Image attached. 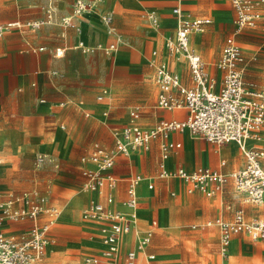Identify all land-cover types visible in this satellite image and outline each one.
Wrapping results in <instances>:
<instances>
[{"label": "crops", "instance_id": "crops-1", "mask_svg": "<svg viewBox=\"0 0 264 264\" xmlns=\"http://www.w3.org/2000/svg\"><path fill=\"white\" fill-rule=\"evenodd\" d=\"M58 1L59 0H15L20 8H26L28 10H18L17 14L21 12V15H17L6 21L0 20L3 24L13 21L25 23L44 19L45 9L47 7H51L54 12L53 23L43 24L37 30H13L0 39V166L4 163V159L9 156L17 158V161H28L33 155L40 152H45L49 155L55 152L59 156L58 159L62 160L58 165L59 171L52 174V176L46 177L44 180L55 184V192H53L51 186H48L44 193H40L36 188L26 192L35 191L39 195L46 197L47 205L57 210V216L51 226L48 236V243L50 244L45 248L44 253L49 247L54 246V242L57 238L54 233L57 226L59 209L68 204L69 197L73 192L71 188L83 186L87 182V178L83 174L84 171L96 170L92 163H84L79 160H67V134L65 133L66 126L63 122H59L57 130L54 132H43L44 125L49 123L54 125L60 118L80 119L77 113H81L85 118L91 117L92 120H97L100 112H102L103 117L108 121L118 119L116 116L109 117V109L103 110L104 105L102 103L110 97V93L105 89L113 87L112 82L105 87L102 84V78L107 72L103 64L104 59L99 62V76H96L90 68H85L83 65V59L90 58L91 54H84L82 50L78 48V44L82 43L85 46L93 47L100 44L106 46L115 42V37L106 34L105 27L101 22L102 15L110 14L112 16V25L115 29V34L119 36L120 40L118 42L117 51L105 55L112 58L119 52L118 49L120 50L121 48L119 57L121 60L123 59L125 61L115 64L123 68L124 74L132 83L131 86H128L126 82H123L120 86V88L127 90V92L118 96L122 104V109L124 108L125 110L129 107V104L139 100L136 99L138 94L146 88V74H142L139 66V62H141L140 52L145 45L143 42L144 38L142 37H155L159 31L168 33V37L162 42L163 47L158 54L160 56L164 54L165 41L173 35L177 25L176 18L171 14V8L174 5L172 0H102L93 9L98 13L97 19L91 17V12H93L91 11L83 14L79 21H77L81 28V33L77 35L73 27H63L59 23L61 18L71 14V4L73 0ZM180 7L193 18H207L211 21L204 33L190 36V45L198 54H202L199 55L208 72L211 76L218 79L219 73L215 65L220 58L224 46V44L221 46L219 34L215 53L218 58L212 63H208L204 61V59L208 60V51L213 45V34L219 30L223 32L227 27H231L228 31L233 32V18H235V14L229 1L181 0ZM148 14H154L157 18V27L152 26L149 18H147ZM149 29L153 30V32L151 33ZM251 30L264 34V9L261 11V17L255 28ZM244 39L247 40V38ZM155 42L157 43L156 46L153 45ZM196 45L197 48H194ZM150 46V43L147 44V48H150ZM157 46L158 42L154 40L152 42V47L155 48ZM56 50H63L62 55L56 57ZM169 61L172 64V69L179 74L181 82L186 86H190L191 83L183 60H181L182 62L179 60ZM248 63L249 62L246 58L244 59L243 56L242 69L247 72L249 69L250 72L247 73V75L249 80H251L252 78L250 79V77H258L259 75L255 70L246 67ZM52 72H55L56 75H51ZM153 76L154 73L152 75V83H154ZM253 86L257 89H264V86L261 88H258L256 84H253ZM95 93L97 94L94 96L93 100L92 96ZM102 93L106 94L101 101H98L97 97L101 96ZM156 97L153 107L156 111L152 113V118H147L150 120L149 126H141L140 118L142 111L139 106H135L128 112L123 122L104 123L103 127L106 131L108 130L109 133L107 134L102 131L101 135L103 141L99 140L92 142L85 156L90 153L94 144H98L106 150L112 149L113 136L111 137V141L108 137L112 135V131L129 122L130 112L135 109H138L140 114L139 117L134 120V124L142 128H150L161 120H182L184 118L185 112L157 109L155 107ZM57 109H72L73 111L67 113L61 111L58 113ZM105 114H107V116H105ZM81 121L82 123L80 122V124H85L86 126L85 120ZM57 131H61L62 134L58 135ZM56 138L59 140H55L52 148H48V145ZM169 139L180 143L181 148L173 152L165 161V169L168 171L176 168H183L185 171L191 172L197 168H209L222 174L229 175L231 172L244 165L243 154L234 144L229 143L218 147L204 140L194 138L187 131L172 133L169 135ZM42 140H45V142L40 145V141ZM160 142V139L154 140L148 152L141 153L134 151L130 152L128 156H117L115 164L110 171L116 179V185L112 190H106V194H109L113 199L110 204L111 211L116 210L122 213H128L125 207H121V204H123L126 199L128 182H126L123 189V184H120L123 180H120V178L127 177L135 171L132 177L139 176L141 178L140 181H143L139 189V183L135 189L138 199L137 210L140 211L139 219L136 218V224L125 234L126 237L120 244L121 254H124L128 250H135L138 238L150 229L152 222L156 223V226L151 228L153 234L149 245L137 252V264H156V254L152 250L153 239L155 236L165 233L161 228L160 211L163 207L156 211L150 206V200L157 198L160 194L159 183L168 191L171 199L170 205L165 206L170 209V218L174 214L175 208L184 205V203L189 200L188 196H190V202H195V197L196 200L200 202L201 196H204L203 193L198 191L188 193L185 185L178 180H162L158 177ZM254 146L262 148L256 143L251 147ZM235 150H238L239 154H236ZM131 154H134V156H131ZM132 157H137V160ZM5 169V165H3L0 170V175L5 172ZM153 174L155 175L153 176ZM150 185L152 186L151 189H149ZM225 185H230L232 187L235 193L234 196L236 195L239 203L227 198V196H222L223 194H227L226 191L223 192L222 190L217 195L220 196L221 205L224 203V213L222 210L217 211L213 213V215L220 213V216L218 215L210 218L201 225H193L191 228L194 229L197 227L202 230L206 228L214 229L217 234V253L220 255V262L221 264H231L241 253L242 248L252 257L254 255V248L259 246L260 250L264 249V242H250L248 237L244 234L236 236L231 240L226 257L223 259L219 251L220 230L212 223L216 219L230 222L233 220L234 213L238 210L244 212L245 220L247 221L259 218L264 219V204L253 205L247 203L244 195L235 190L230 180H228ZM79 189H81V192L87 197L86 203L83 204L82 208H73L69 214V221L60 225L66 226L67 229L73 231L71 237L69 236L66 238L69 239V241H65L61 244V249L78 250L81 252L83 250L92 251L78 256L77 264H80L85 256L97 255L103 249L100 236V225L93 221L86 223V219L82 216L84 209L92 201L99 200L101 202L103 199L100 198L97 193L91 192L88 200V194L82 190V187H79ZM0 192L2 194L12 193L17 197L26 194H17L12 188H4L2 185L0 186ZM163 204L165 203L163 202ZM108 206L109 205H107L106 208L109 210ZM142 211L149 215L145 220H142ZM44 220L45 218L42 217L39 221ZM30 227V221L18 223L4 222L2 224L3 231L9 236H20L26 233ZM89 230L94 231V234L88 235L86 231ZM92 240H94L98 246L91 247L90 243ZM55 247H57L56 253L60 252L58 246ZM149 256H153V260H148ZM45 259L46 257L44 254L40 264H44Z\"/></svg>", "mask_w": 264, "mask_h": 264}, {"label": "built area", "instance_id": "built-area-1", "mask_svg": "<svg viewBox=\"0 0 264 264\" xmlns=\"http://www.w3.org/2000/svg\"><path fill=\"white\" fill-rule=\"evenodd\" d=\"M102 0H73L71 14L60 19L63 27H73L77 35L81 33L78 25L83 14L93 11ZM235 14L234 29L224 43L220 58L216 62L218 79L208 72L200 55L191 47L190 36L204 33L211 23L207 18H193L180 7L181 0L174 3L171 14L177 25L173 35L165 41L164 54L158 55L153 82L158 89L155 107L166 111H182V120H161L150 128H142L134 124L139 117V110L130 112L129 122L113 131V148L106 150L94 144L90 153L82 162L94 164L95 171H84L87 178L85 187L97 193L103 201H92L83 211L86 220L100 225V236L103 249L97 255L85 256L80 264H137V252L149 245L152 230L156 226L152 222L150 229L138 238L136 249L120 252V237L127 234L136 224L133 213L138 208L136 186L140 177L128 180L126 199L123 206L128 213L111 211L106 208L113 199L106 190L116 185L115 177L110 173L115 159L119 155L128 156L130 152H148L154 140L160 139V161L158 177L162 180H178L185 185L186 191L201 192L207 196L222 191L230 180L235 190L244 195L245 201L253 205L264 204V149L257 146L243 150L241 142L246 138H258L256 134L264 131V89H254L253 85L243 80V56L234 36L244 30L255 28L264 9V0H228ZM153 26L158 23L154 14H148ZM54 21L51 7L45 9L42 20L21 23L13 21L6 24L0 22V39L13 30H37L43 24ZM106 34L115 37V42L102 48L89 47L82 43L78 48L86 55L102 50L105 54L117 51L119 36L115 34L112 16H101ZM155 54V53H154ZM62 55V52H61ZM58 50L55 56H61ZM181 57L191 83L186 86L181 82L177 72L172 69L169 60ZM153 65V63H151ZM51 75H56L52 72ZM106 93L97 97L103 99ZM107 116V114H105ZM63 128V127H62ZM187 131L194 138L204 140L216 146L229 143L239 145L244 157V165L231 172L222 174L209 168H197L187 172L183 168L165 169V161L173 152L181 148V144L171 141L169 135ZM43 163V158L36 160V165ZM152 186H149L151 189ZM57 216V210L47 205L46 197L37 192H29L21 196L0 192V264H40L44 256V248L49 241V232ZM42 217L44 221H39ZM30 221L29 230L20 236H9L2 224ZM212 224L220 230L219 251L226 256L231 240L244 234L250 242H264V219L245 220L244 212L238 210L233 220L224 222L216 219ZM149 256L148 260H153Z\"/></svg>", "mask_w": 264, "mask_h": 264}, {"label": "rangeland", "instance_id": "rangeland-1", "mask_svg": "<svg viewBox=\"0 0 264 264\" xmlns=\"http://www.w3.org/2000/svg\"><path fill=\"white\" fill-rule=\"evenodd\" d=\"M18 10L27 11L28 9L20 8V6L16 4L15 0H0L1 21H6L16 17L17 15H21V12L17 14ZM97 17L98 16H92V18L94 19H97ZM230 28L231 27L225 28L223 32L219 30L212 35L213 45L208 51V60L204 59V61L212 63L218 58V56L215 55L216 45L218 44V34L220 35L222 46V44H224V41L232 35V32L230 31V33L228 31L230 30ZM149 31L151 33L153 32V30L151 29H149ZM167 37L168 33L162 31H159L155 37H142L144 38L143 42L145 43V45L142 47V50L140 52L141 62H139V66L142 74H146V88L144 89V91L138 94L136 99L139 100L133 102L132 104H129V107L125 110L124 108L122 109V104L118 96L120 94H124V92H127V90L120 88V86L123 84V82H126V85L128 86H131L132 83L124 74L122 70L123 68L115 64L125 61L123 59L121 60L119 57L121 48L120 50L118 49L119 52L112 58H110L109 56L107 57V55H105L102 50H96L93 54H91L90 58L83 59L84 67L90 68L93 74H95L96 76H99V62L104 59L103 64L107 69V72L102 78V84L105 87L108 86L110 82H112L113 87L110 89H105L110 93V97H108L102 103L104 105L103 110L109 109V117L111 118L112 116H116L118 119L108 121L103 117L102 112H100L97 120H92L91 117L85 118L81 113H77L80 119L74 118L73 120L72 118H60L54 125H51L50 123L45 124L43 127V132L56 131L59 122H63L65 124V133L67 134L66 152L68 161H82L81 159L87 154L88 148L91 143L102 140V131L106 132L107 134L109 133L108 130V132L105 130L103 124L110 122L117 123L119 121L123 122L124 118L127 117L128 112L135 106H139L142 111L140 118L141 126H149L150 120H148L147 118H152V113L156 111L153 107L157 89L154 83H152V75L154 73L155 65L158 62V54L163 47L162 42ZM244 38H247V40ZM234 39L239 46L244 59L246 58V60L249 62L246 67L255 70L259 75L258 77H250V79H252L249 80L247 73H249L250 71L248 69V72L243 71V80H245V83H247L248 85L256 84L258 88L263 87L264 34L255 30H244L239 35L234 36ZM154 40L158 42V46L155 48L152 47V42ZM149 43L151 44V46L150 48H147V44ZM153 45L156 46L157 43L155 42ZM96 46L102 48L104 47V44ZM194 48H197V45L194 46ZM199 54L202 55L201 53ZM151 63H153V65H151ZM252 88L257 90L255 86H252ZM96 94L97 93L93 94V100ZM61 111L67 113L73 110L57 109L58 113ZM90 113L92 115L91 111ZM81 120H85L86 126L85 124H80V122L82 123ZM57 134L61 135L62 132L57 131ZM111 137L112 135L108 137L110 141ZM55 140L59 139H54L53 142L48 145V148H52ZM44 142L45 140L40 141V145H42ZM39 157L43 158V163L36 165V160ZM58 158L59 156L55 152L51 155L45 152L36 153L28 161H17V158L9 156L4 159V163L0 166V170L2 169L3 165H5L6 168L5 172L0 175V186L2 185L4 188H12L17 192V194L26 193L33 188H36L40 193H44L48 186H51V189L53 190V192H55V184L53 182H47L44 180L46 179V177L52 176V174L59 171L58 165L62 162V160ZM132 158L137 160V157ZM134 174L135 171H133V173L127 177L120 178V180H123V182L120 183L123 184V189L126 185V182H128L129 178H131ZM154 175L155 174H153V176ZM84 185L79 187H85ZM79 187H72L71 189L73 190V192L69 197V201L67 202L68 204L64 207H60V209L58 208L59 214L57 217V226L54 233L56 234L57 238L54 242V246L49 247L44 253L46 257L44 264H77L78 256H82L85 253L92 252L91 250H83L81 252L78 250L74 251L61 249V244H63V242L65 241H69V239L66 238H68L69 236L71 237L73 231L67 229L66 226L60 225H63L64 223L69 221V214L73 208H82L83 204L86 203V196L81 192V189H79ZM159 188V196L150 200V206L153 207L156 211L163 207L160 211L161 228L165 233H161L160 235L155 236L152 243V250L156 254V264H221L219 257L220 255H218L217 253L216 231L214 229L207 228L203 230L197 227L194 229L191 228V226L193 225H201L206 220L218 216L220 213L213 215V213H216L217 211L222 210L224 213V203H222L221 205L220 196L217 195L218 193H215L211 196L203 194L204 196H201L200 202L196 200V197L195 202H190V196H188L189 200H187L184 205L175 208L171 220L170 209L165 207L170 205L171 199L169 197L168 191L160 183ZM222 190L223 192L226 191L227 193L225 195L223 194L222 196H227V198L235 200L236 203H239V200L237 199L236 195L234 196L235 193L233 192V189L230 185L223 186ZM163 202L165 204H163ZM148 216L149 215L146 212H141L142 220H145ZM86 221V223L90 222L89 220ZM93 232L94 231L91 230L86 231L88 235L94 234ZM55 246H58L60 252L56 253L57 247ZM90 246L94 247L98 245L94 240H92ZM259 248L260 247L258 246L257 248L253 249L254 255L252 257L248 252L244 251V248H242L241 253L235 258V260L231 262V264H264V249L260 250ZM225 257L226 256H222L223 259Z\"/></svg>", "mask_w": 264, "mask_h": 264}, {"label": "bare ground", "instance_id": "bare-ground-1", "mask_svg": "<svg viewBox=\"0 0 264 264\" xmlns=\"http://www.w3.org/2000/svg\"><path fill=\"white\" fill-rule=\"evenodd\" d=\"M92 16H98V13H97V11H95V10H93V12H91V17ZM158 26V23L156 24V26H154V27H157ZM61 52L63 53V50H58V54L59 55H61ZM176 60L178 61H181L182 60V58L179 56V57H177L176 58ZM257 136H258V138H254V137H251V138H246V139H244L242 142H241V146H242V148H243V150H247L248 148H250L253 144H257L258 146H260V147H262V148H264V131H261V132H259L258 134H256ZM51 144V143H50ZM231 144H234L235 146H237L238 148H239V145L238 144H236V143H231ZM241 151V150H240ZM235 153L236 154H238V150H235ZM131 156H134V154H131ZM143 183V181L141 180L140 182H139V186H138V189H139V187H140V185ZM146 187V186H145ZM147 189V188H146ZM82 190L86 193V194H88V200H89V198H90V194H91V192L86 188V187H82ZM148 190V189H147ZM150 191V190H149ZM77 197H79V196H77ZM87 198V197H86ZM88 200H87V202H88ZM69 201V200H68ZM73 203V202H72ZM81 204V203H80ZM78 205V204H77ZM109 210H111V205L109 204ZM121 207H124L123 206V204H121ZM76 208V207H75ZM139 210H135L134 211V213H133V216L135 217V218H137V219H139ZM83 216V215H82ZM84 218V217H83ZM125 234H123V235H121V237H120V241H119V244H121V241L123 240V239H125ZM50 243H47L46 244V246H45V248L49 245ZM45 248H44V250H45ZM49 253V252H48ZM47 253V254H48ZM49 255V254H48ZM48 255H46V256H48Z\"/></svg>", "mask_w": 264, "mask_h": 264}]
</instances>
